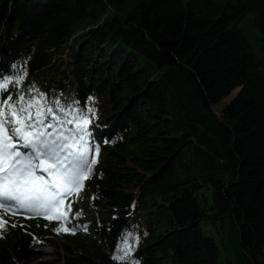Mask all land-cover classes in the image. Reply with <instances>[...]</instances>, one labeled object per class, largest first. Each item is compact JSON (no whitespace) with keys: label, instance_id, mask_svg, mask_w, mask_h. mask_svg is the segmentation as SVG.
<instances>
[{"label":"trees","instance_id":"16d2710c","mask_svg":"<svg viewBox=\"0 0 264 264\" xmlns=\"http://www.w3.org/2000/svg\"><path fill=\"white\" fill-rule=\"evenodd\" d=\"M4 82L94 109L99 156L94 218L8 222L0 264H264V0H0Z\"/></svg>","mask_w":264,"mask_h":264},{"label":"snow or ice","instance_id":"6c2138e0","mask_svg":"<svg viewBox=\"0 0 264 264\" xmlns=\"http://www.w3.org/2000/svg\"><path fill=\"white\" fill-rule=\"evenodd\" d=\"M6 88L7 82L0 83ZM86 113L95 117L92 108ZM86 113L66 110L59 100L48 105L43 96L0 102V231L8 226L5 216L29 213L25 219L58 221L52 229L58 235L76 234L67 226L79 216L73 214L72 197L84 191L99 156ZM118 251L123 254L113 260L130 254L126 248Z\"/></svg>","mask_w":264,"mask_h":264},{"label":"rangeland","instance_id":"374dc122","mask_svg":"<svg viewBox=\"0 0 264 264\" xmlns=\"http://www.w3.org/2000/svg\"><path fill=\"white\" fill-rule=\"evenodd\" d=\"M251 15H249L247 18L249 20V17ZM245 24V30L247 32H249V36L250 39L252 40V42L255 41V37L252 36L254 33L255 27H253V23L248 21ZM237 90H234L228 97H226L225 99L222 100L221 103H218L217 105H215V109H220V107L225 104L228 103L229 100L235 95ZM72 211L73 214L75 213H79V216L75 219H73L71 221V224L67 225L70 228H75V230L79 229L80 227H83L85 225L86 222H90L91 219L94 218V214H92L91 212H89L86 208H85V204H86V199L79 195V196H74L72 197ZM20 215H15L12 218L9 216V220H11L13 223L17 224L20 223L19 218ZM78 226V227H77ZM43 244H41V246H39V249L42 250L44 252V256L41 258V261H45L47 260L48 262L54 261L52 264H63V262L61 261H55L57 260V256H56V252H60L61 254H64V252H62V250L58 251L55 249L54 246H52L50 243L54 242V243H58V242H64L63 239L58 238L56 236H46L43 238ZM125 245L129 246V236H127L126 240H125Z\"/></svg>","mask_w":264,"mask_h":264}]
</instances>
